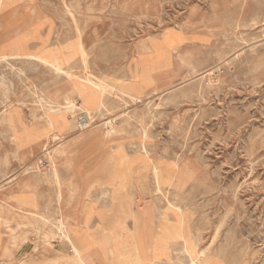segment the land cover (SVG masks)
<instances>
[{"label": "rangeland", "instance_id": "1", "mask_svg": "<svg viewBox=\"0 0 264 264\" xmlns=\"http://www.w3.org/2000/svg\"><path fill=\"white\" fill-rule=\"evenodd\" d=\"M167 31L180 43L145 72ZM79 43L63 74L0 59V264H70L61 222L86 237L92 264H134L130 209L138 264H187L173 228L208 264H264V0H22L0 16L7 54ZM87 78L104 106L81 130L74 84ZM54 105L61 130L45 120ZM132 176L114 202L112 186ZM20 194L36 207L20 208Z\"/></svg>", "mask_w": 264, "mask_h": 264}, {"label": "bare ground", "instance_id": "2", "mask_svg": "<svg viewBox=\"0 0 264 264\" xmlns=\"http://www.w3.org/2000/svg\"><path fill=\"white\" fill-rule=\"evenodd\" d=\"M20 1L22 0H0V16L6 8ZM180 41H181V36H179L174 31H167L160 38L151 40L150 48L152 55L154 57L152 56L153 59L150 63L149 61H143L142 69L145 70V72H148L166 66L168 61L167 59L169 58V54L172 48L178 45ZM15 49L17 48H12L11 53L7 54L6 52H4L3 48L0 47V59H7L9 57H15V58L25 57V56L31 57L37 60L38 62L44 64L45 66L51 68L53 71L59 74H63L66 73L64 69L65 63L73 56V54H75L76 51L81 52L83 50V47L80 43L77 45L69 44L64 49L56 48L54 50H46L43 51L42 53H38L35 55H23L21 52H19V50L15 51ZM83 81H84L83 83L76 82L74 84V88L77 90L78 96L82 101L81 105L83 107V110L87 111L84 117L82 118L80 117L79 122L77 124L78 127L81 128V130H85L88 127V121L92 117V113L94 111H99L104 106V100L102 98V96L104 95L103 92L104 89L102 87L103 85L93 82L90 78H87ZM128 89L134 93L138 92L137 87L133 85L128 86ZM55 106L56 105L47 108V110L45 111V120L51 129L61 130L63 127L69 124V121L67 119L66 112L60 109L59 108L60 106L58 107ZM74 106L75 105H73L72 107ZM9 121H11V119ZM22 139H27V138L25 137ZM54 172L57 175V171L55 170ZM153 172L158 184H162V183L169 184L173 178V176L170 177L163 176L158 166L153 167ZM132 178L133 176L130 177V179L119 178V180L116 181L115 185L112 186L113 187L112 200L114 202L118 201L122 197L123 193L128 189L129 185L132 183ZM16 200L19 203L20 208L36 207L35 199L30 194H24V195L20 194L16 197ZM130 213L131 216L133 217L132 218L133 223L135 225L136 228L135 230H137V232H135L133 239L130 240L131 242H129V246L125 252V255L129 257L131 263L134 262V264H138V261L141 260V257L139 256V244L137 242V235L139 234L140 227L139 229H137L136 226L139 215L133 209H130ZM170 231H171V235H170L171 237L170 238L168 237V239L184 241V247L188 255L187 264H208L203 259L205 256L204 252H196V250L192 246L188 245V241L186 240V237L184 236L181 229L173 228ZM106 235L107 234H104L102 232L100 234L99 239L107 243L108 240ZM140 237L141 235L139 236V238ZM58 238L65 246L68 247V250H70L69 252L63 251V258L67 263L69 262L70 264H92L91 261L89 260V256L85 255L87 250V244L85 243L87 240L86 237L85 240L84 237L82 238L78 237L76 239L74 232L72 230H69L65 223L61 222ZM140 239L142 240V238ZM1 244H2V232L0 229V252H1ZM141 246L143 245L141 244ZM141 252L142 251L140 250V253Z\"/></svg>", "mask_w": 264, "mask_h": 264}, {"label": "crops", "instance_id": "3", "mask_svg": "<svg viewBox=\"0 0 264 264\" xmlns=\"http://www.w3.org/2000/svg\"><path fill=\"white\" fill-rule=\"evenodd\" d=\"M137 165H135V167H136ZM133 179V178H132Z\"/></svg>", "mask_w": 264, "mask_h": 264}]
</instances>
